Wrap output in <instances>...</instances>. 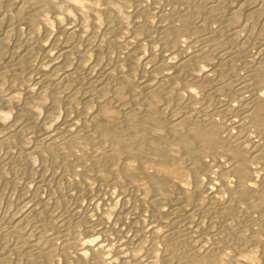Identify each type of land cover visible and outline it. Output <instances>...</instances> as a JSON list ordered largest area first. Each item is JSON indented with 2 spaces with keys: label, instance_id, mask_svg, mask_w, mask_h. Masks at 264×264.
I'll use <instances>...</instances> for the list:
<instances>
[{
  "label": "bare ground",
  "instance_id": "obj_1",
  "mask_svg": "<svg viewBox=\"0 0 264 264\" xmlns=\"http://www.w3.org/2000/svg\"><path fill=\"white\" fill-rule=\"evenodd\" d=\"M171 1L19 0L13 10L14 0H0V55H11L0 61V103L12 108L22 99L18 111L28 118V105L49 92L56 100L50 113L59 108V97L67 105L75 98L86 102L79 116L66 114L56 132L43 129L35 148L21 141L17 162L42 151L52 157L43 165L52 181L59 179L54 165L63 164L80 188L76 176L89 171L106 188L105 213L92 221L78 210L76 223H61L63 235L47 233L48 223L30 210L9 217V234L34 228L17 238L27 249V264H264V0ZM199 17L222 19L223 26L195 36ZM24 26L26 36L18 35L11 48L10 36ZM37 26L44 36L35 33ZM74 34L95 39V48L85 42L78 50ZM49 35L53 40L43 41ZM92 50L98 57L85 73L81 62ZM74 58L79 64L71 68ZM138 59L145 66L135 81ZM193 86L204 93L197 95ZM27 134L14 136L27 141ZM4 146L0 141V150ZM150 164L160 165L164 175L151 173ZM178 168L194 174L193 192L179 184L168 215H175V205L192 207L183 225L164 224L157 204L174 193L169 175ZM109 176L114 179L106 186ZM115 205L120 208L114 212ZM145 211L147 221L141 220ZM85 225L91 235L78 237Z\"/></svg>",
  "mask_w": 264,
  "mask_h": 264
},
{
  "label": "rangeland",
  "instance_id": "obj_2",
  "mask_svg": "<svg viewBox=\"0 0 264 264\" xmlns=\"http://www.w3.org/2000/svg\"><path fill=\"white\" fill-rule=\"evenodd\" d=\"M18 1L19 0H14V4L12 7L13 10H16V4L18 3ZM173 2L174 1L172 0L170 3H173ZM160 6L163 7L164 5H160ZM165 8L166 10H171L172 6L170 7V5H167L165 6ZM125 9L128 14H131L130 11L134 10V6L133 4L131 5L130 3L126 6ZM3 12H5V6H1L0 8V13H3ZM200 19L201 17L197 19L198 24H201L200 22L203 21L201 20L199 22ZM221 20L222 19L216 18L214 19V21H211V23L210 21L208 22V20H204L202 22V25H199V29L196 31L195 36H200V35L202 37H204L205 35L207 36L210 32V29L213 27H214L213 29H215V26H216V29H219L220 25L221 27L223 26ZM219 22H220V25H219ZM34 31L35 33L37 32L40 36H44V28L42 26L35 27ZM4 32L5 30L0 29V36H2ZM27 32H28L27 26L22 27L20 30L21 35L15 34V33L12 34L10 36V39L8 40V45H10L11 48H13L18 42L19 37L24 38ZM54 32H52V35H54ZM52 35L45 37L43 41L50 42L54 38V36L52 37ZM76 35L77 34L73 35L72 41H74V43L76 42L75 45L78 50L83 51L87 45H90V48L92 49L95 48V45H96L95 39H90L89 41H87L88 44L86 45L87 43L86 40L81 41L79 38V35L77 36ZM10 46H9V49H11ZM39 47L40 45H37L34 50L35 65H39L38 63H40V59L42 58L41 47L40 48ZM126 47L128 49H132L133 45L128 44ZM250 48L252 52L255 51V49L252 46ZM7 53L8 52H4L3 55H0V61L2 60L1 62H6L11 58L10 53L6 55ZM186 54H187L186 51H184L183 53H179V58L184 57ZM97 57L98 55L96 51L92 50L89 60L87 59L81 62L83 66L85 65L84 66L85 73H87L88 71L86 69H89L88 66H90V62L95 61ZM88 61L90 62L88 63ZM201 61L206 62L205 59H202ZM237 62H239L237 63L238 66L242 64V62L240 61H237ZM76 64H79V59L74 58L70 65L72 66L71 68H74ZM134 66L135 67L133 69L134 70L133 78L136 81L137 78L141 76L145 65L142 60L138 59L135 62ZM168 68L171 71H173L171 67H168ZM156 75L161 76L162 73L157 72ZM191 88L195 89L197 91V95L200 94V96L205 91L200 88H197L196 86H193ZM173 98L176 99L177 96L173 94ZM57 100H58L57 103L59 105V108L51 113H50L51 105L56 101L52 92H49L48 94H46L43 97V99H40V101L31 102V104L28 105V111L30 113L28 115V118L21 117L18 111L23 106L24 102L22 99L17 100L15 102L14 107L12 108H8L2 103H0V141H3L5 145L0 150V221H1L0 222L1 224L0 225V264H27L28 263L27 257H25L24 255L27 249L24 247H19L17 244L18 243L17 240L27 238L30 235H32L34 228L28 227V228H24L23 230L16 231L15 234L14 233L9 234L7 232L9 230V226H7V221L9 220V217L11 216L15 218L19 216L21 217V212H23V214H26V211L28 212L30 210V212H28L27 214L33 213V217L36 216L37 218H39L38 220L41 221V223H44V222L48 223L49 228L47 227L46 229L48 230L47 233L52 234V235L54 233H55L54 235L56 234L63 235L65 228L62 227L61 223L63 224V221L64 223H68V224L70 223V225L73 223H76L78 219V216H77L78 210H79V213H85L88 215L90 213L89 216L91 220L94 221L97 219L96 217H98L99 213L102 214L104 210L106 211L107 209L106 206H103L101 204V199L105 196L104 190L106 188H104V186H101V182L94 175L95 173H91V171H89L82 175H77L76 177L79 180L81 179L82 184H84V186L82 185V187L80 188L79 185L73 181L74 178L70 175V173H67V169L63 164L61 165L55 164L53 167L54 173L59 178L58 181L56 180L52 181L51 178L47 177L49 174L48 173L45 174L43 172L44 171L43 165L45 164V162L46 164L51 163L52 157L50 155L48 156L46 153H43L42 151H39L40 153L38 152L37 154L31 156V158L25 163L17 162V159L20 157V154H21V147H20L21 141L24 142L23 145L27 149L35 148L34 146L37 143L36 136L41 134V132L43 133L42 131L43 129H47L48 132H56L57 130L60 129L61 123L66 120V114H70V116L72 115V117L79 116L80 113L86 108V102L81 98H75V100H73L70 103V105L66 104V101L63 97H59V99ZM163 102H166V99H164ZM92 109H94V106H91L90 111ZM29 121L31 122L27 123ZM24 130L26 131V134L28 133L27 141H25V139L22 140V138H18V136L16 137L14 136V133L21 132ZM221 150L222 148H220V146L216 148L217 152H220ZM206 159H210V158L206 157ZM22 165H24V167ZM158 170L160 172H158ZM149 171L153 174L159 173V174L164 175V172L162 171L161 166L157 164L156 165L150 164ZM176 175L177 177H175ZM169 177H170V180H172L171 190L174 193L171 192L170 194H167L166 199L164 201H160L157 204L158 209L161 212L163 211L161 213L162 215L160 217V221L164 222V224H168L171 221L176 220L179 223L181 222L180 225H183L184 224L183 218H185L186 215L191 210L190 209L192 207L191 204H186V205H181V206L175 205L174 206L175 211H173L175 212L174 213L175 215H173L172 213V214H169L170 215L169 216L168 213L170 212V210H172L173 205H174L173 203H171V201L175 203V200L177 197L176 194L178 191L177 186L179 184L186 185L189 190L190 195H192L193 190H191V188L194 183V174H192V172H190L188 169L178 168V169H174L172 173L169 175ZM113 179H114L113 176H109V178H107V183L105 182L106 183L105 185L108 186L109 183L113 181ZM93 206L95 207V210ZM116 206L117 208H115ZM78 207H81V208H78ZM86 208H87V211H85ZM119 208H120L119 205L112 206V209L114 210V212L118 211ZM93 210H94V213H93L94 215H92ZM145 213H146V217H142V216H145ZM145 213L144 212L142 213L141 220L146 219L145 221H147L150 218V214L149 212H146V211ZM111 214L113 215V217L112 215L109 214L111 220L108 222V226H110L112 218H114L115 216L113 211ZM172 216H174V218ZM195 217L198 219L199 215L198 216L197 214L194 215L193 220H197ZM49 221L51 222V224ZM50 228L52 230H50ZM87 230H89V228L86 225L80 226L77 232L78 237H84L85 235L90 236L91 235L90 233H86ZM15 247L16 248L18 247V249L19 248L21 249L16 250ZM16 251L17 252L20 251L18 252L19 254L16 253ZM35 264H42V262L37 260ZM57 264H62V262L57 261Z\"/></svg>",
  "mask_w": 264,
  "mask_h": 264
}]
</instances>
